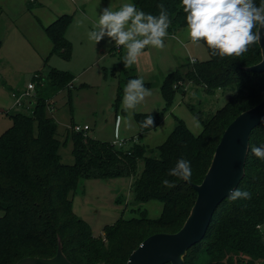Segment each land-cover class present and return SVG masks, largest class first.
<instances>
[{"label": "trees", "instance_id": "trees-1", "mask_svg": "<svg viewBox=\"0 0 264 264\" xmlns=\"http://www.w3.org/2000/svg\"><path fill=\"white\" fill-rule=\"evenodd\" d=\"M131 2L153 15H159L162 8L166 10L171 20L167 32L173 33L187 24L181 0ZM70 17L61 14L45 26L52 44L50 53L68 56L70 43L63 31ZM204 45L208 58L195 63L187 61V78L210 92L215 88H229L232 92L224 106L201 120L198 134L176 119L167 138L156 146L157 156H148L144 145L122 149L71 127L74 161L63 163L58 153L56 122L45 111L50 98L67 87L72 78L54 68L48 70L46 82L41 76H33L38 82L31 112L9 113L12 123L0 134V264H14L28 256L51 257L59 242L73 264H125L131 251L147 236L179 230L196 198L191 183L202 180L225 127L241 111L264 98V73L244 69L261 59L257 42L238 56L212 55L213 50ZM125 55L120 57L124 66ZM177 70L168 73L160 86L167 104L173 90L181 88L177 86L182 81ZM129 78L135 76H127L125 84ZM118 89L123 91V85L118 83ZM147 115L153 117L152 126L141 124ZM159 117V112L134 113L138 134L155 128ZM260 144H264V123L250 133L244 176L236 187L247 190L250 198L234 201L228 197L220 203L204 237L187 250L185 264H264V159L251 151ZM139 158H143L140 173L136 172ZM180 158L191 162L187 178L170 174ZM122 175L132 176V204L156 199L161 203L160 215L148 217L137 207L140 216L120 217L106 224L102 235L97 236L74 213L71 192L81 179Z\"/></svg>", "mask_w": 264, "mask_h": 264}, {"label": "rangeland", "instance_id": "rangeland-1", "mask_svg": "<svg viewBox=\"0 0 264 264\" xmlns=\"http://www.w3.org/2000/svg\"><path fill=\"white\" fill-rule=\"evenodd\" d=\"M128 2L131 0H0V134L12 123L9 113L31 112V108L12 107L10 92L37 81L35 74L46 82L50 68L67 72L73 82L71 90L64 87L50 98L52 108L45 111L56 122L58 153L63 163L74 161L73 124H87V134L102 141L125 139L122 149L144 145L148 156L158 155L156 146L167 138L176 119L194 134L201 131V120L224 106L232 90L215 88L210 92L187 78V61L208 58L204 43L193 42L189 37L187 24L173 33L167 32L163 48L146 46L135 63L125 66L120 58L127 51L124 45L115 44L107 36L96 43L89 39L88 32L95 27L102 9L111 7L115 11ZM65 13L71 15L63 31L70 43L66 57L55 51L50 53L52 44L45 31V26ZM176 69L182 78L177 86L183 93L173 90L167 104L160 86L164 77ZM127 76L143 77L151 94L136 108L125 110L124 90L118 91V83L125 88ZM142 112H159V124L138 134L134 113ZM142 168L143 158H139L136 172ZM131 181V175L79 180L71 192L74 213L97 236L102 235L106 224L120 217L140 216V210L148 217H158L160 201L149 199L132 204Z\"/></svg>", "mask_w": 264, "mask_h": 264}, {"label": "clouds", "instance_id": "clouds-1", "mask_svg": "<svg viewBox=\"0 0 264 264\" xmlns=\"http://www.w3.org/2000/svg\"><path fill=\"white\" fill-rule=\"evenodd\" d=\"M186 13L188 35L193 42L203 41L212 55L232 56L247 51L248 46L260 42L264 28V0H181ZM162 8V6H161ZM171 24L166 10L159 15L146 13L134 3H123L118 10L102 9L94 28L88 32L90 40L99 42L105 36L115 44L127 49L124 63L137 61L146 46L163 48V38ZM143 77L128 80L123 95L124 109H134L148 95ZM142 126H152L153 117L147 115ZM252 153L264 159V144L253 146ZM170 174L187 178L191 174V162L180 158ZM167 184L168 181L164 180ZM229 199L250 198V193L241 188L229 191Z\"/></svg>", "mask_w": 264, "mask_h": 264}, {"label": "water", "instance_id": "water-1", "mask_svg": "<svg viewBox=\"0 0 264 264\" xmlns=\"http://www.w3.org/2000/svg\"><path fill=\"white\" fill-rule=\"evenodd\" d=\"M261 59L244 67L264 73V28L261 29ZM264 123V98L241 111L225 127L215 147L210 164L199 183H191L196 198L182 226L173 233H153L143 239L129 254L125 264H185L187 250L206 234L214 211L228 198L244 176L245 159L253 128ZM14 264H73L62 251L60 242L51 257L28 256Z\"/></svg>", "mask_w": 264, "mask_h": 264}, {"label": "built area", "instance_id": "built-area-1", "mask_svg": "<svg viewBox=\"0 0 264 264\" xmlns=\"http://www.w3.org/2000/svg\"><path fill=\"white\" fill-rule=\"evenodd\" d=\"M191 63L195 62V60L193 58H191L189 60ZM36 76L38 77V75L35 74V78ZM37 80V79H36ZM38 82L37 81H31L29 83H27L26 87L20 91H11L10 95L13 99V103H12V107H21V108H25V109H30L32 104H33V97H34V90H35V84ZM67 87H72V82L67 84ZM49 108H51L48 105ZM73 131L75 132H82V133H86V131L89 129V126L87 124H74L72 126ZM113 143L117 146H122L125 143V139L124 140H119L116 139L115 141H113ZM259 227V225H258Z\"/></svg>", "mask_w": 264, "mask_h": 264}, {"label": "crops", "instance_id": "crops-1", "mask_svg": "<svg viewBox=\"0 0 264 264\" xmlns=\"http://www.w3.org/2000/svg\"><path fill=\"white\" fill-rule=\"evenodd\" d=\"M71 82H72V81H71ZM2 83H4V82H2ZM72 83H73V82H72ZM14 91H16V92H17V91H20V90H14ZM49 106L51 107V105H49ZM47 107H48V106H47ZM51 108H52V107H51Z\"/></svg>", "mask_w": 264, "mask_h": 264}]
</instances>
